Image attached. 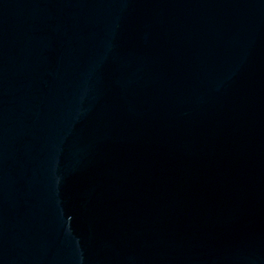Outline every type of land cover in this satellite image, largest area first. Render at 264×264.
Here are the masks:
<instances>
[{"label":"water","instance_id":"1","mask_svg":"<svg viewBox=\"0 0 264 264\" xmlns=\"http://www.w3.org/2000/svg\"><path fill=\"white\" fill-rule=\"evenodd\" d=\"M0 264H264V0H0Z\"/></svg>","mask_w":264,"mask_h":264}]
</instances>
